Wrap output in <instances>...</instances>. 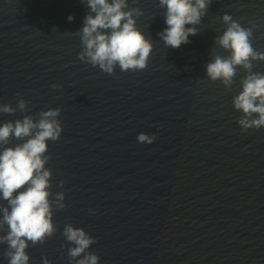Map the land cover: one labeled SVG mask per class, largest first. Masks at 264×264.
Instances as JSON below:
<instances>
[{
	"label": "water",
	"instance_id": "1",
	"mask_svg": "<svg viewBox=\"0 0 264 264\" xmlns=\"http://www.w3.org/2000/svg\"><path fill=\"white\" fill-rule=\"evenodd\" d=\"M129 6L143 10L137 27L154 50L146 69L107 74L79 59L84 0H0V105L30 101L27 112L0 113V126L62 109L46 167L52 199L64 192L67 207L54 214L56 235L27 249L30 264H72L67 224L96 238L89 251L100 264H264V127L238 124L244 69L230 91L206 73L215 54L228 55L215 44L224 14L255 22L253 47L264 52V0H212L200 33L178 49L158 35L168 27L159 0ZM142 132L156 140L139 142Z\"/></svg>",
	"mask_w": 264,
	"mask_h": 264
},
{
	"label": "clouds",
	"instance_id": "2",
	"mask_svg": "<svg viewBox=\"0 0 264 264\" xmlns=\"http://www.w3.org/2000/svg\"><path fill=\"white\" fill-rule=\"evenodd\" d=\"M90 12L85 17L84 26L76 32L81 37L83 50L79 53L82 62L99 67L107 74H115L116 68L123 72L144 70L154 50L152 39L137 27V18L144 15L141 8L130 7L129 0H84ZM212 0H159L164 13L166 27L158 33L169 48H180L190 43V36L200 33L197 25L207 15ZM227 25L215 44L228 53L214 55L206 65L208 79L220 81L230 91L238 75V68L247 73L242 77V91L233 98V106L242 112L238 124L242 131L264 127V73L255 72L254 62H264V52L253 47L254 31L258 25L243 27L231 14H224ZM69 21L74 17L69 15ZM192 25V27H186ZM54 89L62 85H53ZM30 101L21 99L16 107L0 105V113L14 114L18 109L29 111ZM61 108L41 111L39 120L31 115L0 126V245H7L4 253L8 264H30L27 249L43 245L56 235L58 228L54 222L56 211L67 205L65 193L57 192L52 199L51 178L53 172L46 167L52 159L48 141H58L63 126L58 119ZM23 141L9 145L12 138ZM141 143L151 144L154 134L140 133ZM64 181H60L63 187ZM95 209H90L94 214ZM62 235L74 246L67 249L72 264H100V256L89 251L97 242L84 228L72 224L64 226ZM43 264H51L43 258Z\"/></svg>",
	"mask_w": 264,
	"mask_h": 264
}]
</instances>
